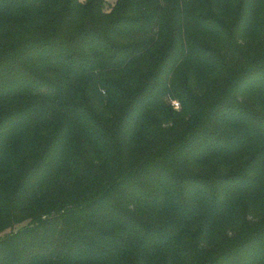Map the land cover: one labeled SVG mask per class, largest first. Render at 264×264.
I'll list each match as a JSON object with an SVG mask.
<instances>
[{"label": "trees", "instance_id": "obj_1", "mask_svg": "<svg viewBox=\"0 0 264 264\" xmlns=\"http://www.w3.org/2000/svg\"><path fill=\"white\" fill-rule=\"evenodd\" d=\"M0 264H264V0H0Z\"/></svg>", "mask_w": 264, "mask_h": 264}, {"label": "rangeland", "instance_id": "obj_2", "mask_svg": "<svg viewBox=\"0 0 264 264\" xmlns=\"http://www.w3.org/2000/svg\"><path fill=\"white\" fill-rule=\"evenodd\" d=\"M83 1H85V0H83ZM106 2H109V3H112V2H114V0H106ZM172 105L174 106V108L176 109V110H179L180 109V104H179V102L178 101H173L172 102ZM142 262V261H141Z\"/></svg>", "mask_w": 264, "mask_h": 264}]
</instances>
